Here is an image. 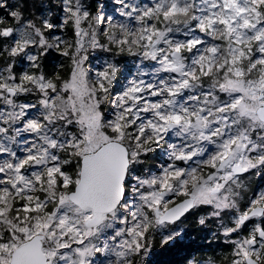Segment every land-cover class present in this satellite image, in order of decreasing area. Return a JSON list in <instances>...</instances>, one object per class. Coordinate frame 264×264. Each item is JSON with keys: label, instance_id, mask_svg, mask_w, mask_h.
Segmentation results:
<instances>
[{"label": "snow or ice", "instance_id": "snow-or-ice-1", "mask_svg": "<svg viewBox=\"0 0 264 264\" xmlns=\"http://www.w3.org/2000/svg\"><path fill=\"white\" fill-rule=\"evenodd\" d=\"M114 2L0 0V264H264V0Z\"/></svg>", "mask_w": 264, "mask_h": 264}, {"label": "trees", "instance_id": "trees-1", "mask_svg": "<svg viewBox=\"0 0 264 264\" xmlns=\"http://www.w3.org/2000/svg\"><path fill=\"white\" fill-rule=\"evenodd\" d=\"M9 2L15 3L16 0H9ZM6 11L3 10V14L6 15ZM68 35L71 36V33L69 32ZM124 59L129 63L133 60L130 57H125ZM60 61H62V58L57 54H52L50 57V63ZM249 177H252L249 181L252 192L259 190L261 186L263 187L264 176L260 179H256L254 176ZM213 230L214 225L207 228L202 227L198 225L195 215L189 216L184 225L183 236L174 244L161 246L159 237H157L151 257H147L145 264H188L194 257L197 260H203L213 256L219 257L229 249L219 240L212 238Z\"/></svg>", "mask_w": 264, "mask_h": 264}, {"label": "rangeland", "instance_id": "rangeland-1", "mask_svg": "<svg viewBox=\"0 0 264 264\" xmlns=\"http://www.w3.org/2000/svg\"><path fill=\"white\" fill-rule=\"evenodd\" d=\"M104 1H105V5L107 4L106 7H107V10H108L109 14L113 15L116 18H119L117 12L115 11V9H116L117 6H116L114 0H101V2L103 4H104ZM100 62L101 61L99 59H97V57L95 55L92 57L91 63H92L93 66H98L100 64ZM254 177L256 179H260L261 177H263V175H261V176H254ZM250 179H252V177H249L248 178V181H247L248 183H249ZM260 189H264V185ZM149 257H151V254L148 256V258ZM101 259H103V256H101ZM193 259H195V257ZM193 259H191V260H193Z\"/></svg>", "mask_w": 264, "mask_h": 264}, {"label": "bare ground", "instance_id": "bare-ground-1", "mask_svg": "<svg viewBox=\"0 0 264 264\" xmlns=\"http://www.w3.org/2000/svg\"><path fill=\"white\" fill-rule=\"evenodd\" d=\"M264 176V175H263ZM262 180V179H261ZM262 187V186H261Z\"/></svg>", "mask_w": 264, "mask_h": 264}]
</instances>
